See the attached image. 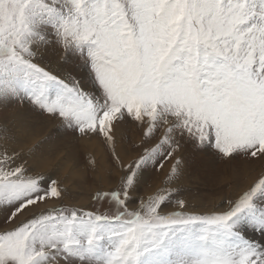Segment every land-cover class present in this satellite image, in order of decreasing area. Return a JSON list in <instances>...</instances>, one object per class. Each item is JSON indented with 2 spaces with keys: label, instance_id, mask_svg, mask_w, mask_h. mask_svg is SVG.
<instances>
[{
  "label": "snow or ice",
  "instance_id": "6c2138e0",
  "mask_svg": "<svg viewBox=\"0 0 264 264\" xmlns=\"http://www.w3.org/2000/svg\"><path fill=\"white\" fill-rule=\"evenodd\" d=\"M0 108V264H264V0H0Z\"/></svg>",
  "mask_w": 264,
  "mask_h": 264
},
{
  "label": "rangeland",
  "instance_id": "374dc122",
  "mask_svg": "<svg viewBox=\"0 0 264 264\" xmlns=\"http://www.w3.org/2000/svg\"><path fill=\"white\" fill-rule=\"evenodd\" d=\"M26 107L24 105H18L13 103L8 108V114L17 113L23 115L26 113ZM5 112L3 108H0V120H3ZM58 124L56 122L49 121L47 125L41 129L42 135H50L56 132ZM127 137L131 141L138 142L140 134L128 127L126 129ZM70 138V134H69ZM95 144L88 141L79 142L77 149L74 153V158L72 163L77 165L81 170H87L88 159L90 154H95ZM259 168H256L252 171L245 170L246 180L244 186L247 183H250L255 176L259 173ZM230 176V171L228 166L221 162L216 168H211L204 164L201 160H197V178L202 185V191L205 193V199L208 203V206H211L213 202H219V197L224 195L223 191V179ZM93 190L87 188L82 194H80L73 202L78 205H82L85 208L91 209L96 207L101 211H108L107 207H101L91 200ZM86 201V202H85ZM12 225H9L11 227ZM3 228V222L0 220V229ZM253 235L251 232L249 236Z\"/></svg>",
  "mask_w": 264,
  "mask_h": 264
},
{
  "label": "bare ground",
  "instance_id": "6f19581e",
  "mask_svg": "<svg viewBox=\"0 0 264 264\" xmlns=\"http://www.w3.org/2000/svg\"><path fill=\"white\" fill-rule=\"evenodd\" d=\"M86 202V201H85Z\"/></svg>",
  "mask_w": 264,
  "mask_h": 264
}]
</instances>
